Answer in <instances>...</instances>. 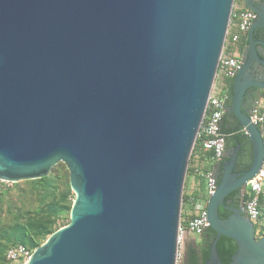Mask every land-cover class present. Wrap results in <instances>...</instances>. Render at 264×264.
<instances>
[{"label":"water","instance_id":"1","mask_svg":"<svg viewBox=\"0 0 264 264\" xmlns=\"http://www.w3.org/2000/svg\"><path fill=\"white\" fill-rule=\"evenodd\" d=\"M234 1L0 0V181L63 162L74 194L68 223L24 264H177L189 159ZM243 2L256 17L224 104L241 134L212 169L215 237L200 264H264V233L226 203L264 158L250 119L264 88V0ZM221 236L236 243L226 263Z\"/></svg>","mask_w":264,"mask_h":264},{"label":"trees","instance_id":"2","mask_svg":"<svg viewBox=\"0 0 264 264\" xmlns=\"http://www.w3.org/2000/svg\"><path fill=\"white\" fill-rule=\"evenodd\" d=\"M246 42L247 32L240 36L237 42L239 49L243 48ZM232 79H225V84L230 87ZM222 131L225 132L223 128ZM199 147V141H196L190 159L195 149ZM208 154L210 155L209 152ZM191 172L192 169L189 165L184 183L182 210L186 208L185 200L189 191H186L185 186ZM194 174L196 179L199 180L200 189L203 192L205 181L202 173ZM5 183L0 181V264H10L6 258V252L10 247L23 244L32 251L63 224V218L68 223L73 200L69 172L63 162L57 163L45 177L24 180V185L16 182L8 187ZM191 193L195 197L199 196L198 191H192ZM258 210L259 215L256 224L259 223L258 234L260 235H256V238L264 233V192L259 195ZM218 214L222 218L225 217L220 210ZM214 237L215 233H212L210 241ZM216 245L223 263L228 262L230 256L236 251L235 241L225 236H221ZM203 254L202 262L208 256V249Z\"/></svg>","mask_w":264,"mask_h":264},{"label":"built area","instance_id":"3","mask_svg":"<svg viewBox=\"0 0 264 264\" xmlns=\"http://www.w3.org/2000/svg\"><path fill=\"white\" fill-rule=\"evenodd\" d=\"M255 17L256 13L254 11L241 8L238 12V21L233 32L229 30V22L216 78L208 97L206 109L196 137V141H199L200 147L210 153V158L213 161H218L222 158L226 144L225 133L221 128L224 117L225 96L216 86V80H225L233 78L236 75L240 67V59L236 49L237 42L240 36L248 31ZM250 119L258 126H261L264 122V105L255 106L250 115ZM202 176L205 181L203 193L195 197L189 191L185 200L186 208L181 212L177 233V264L182 261L185 241L193 235L197 236L202 234L209 226V223L206 221L207 200L214 192L216 180L212 176V171L202 172ZM246 185L248 193L244 204V211L248 218L255 223L259 215V195L264 192V158L257 174L248 180ZM31 252L25 245L17 244L7 250L6 258L10 264H24Z\"/></svg>","mask_w":264,"mask_h":264},{"label":"crops","instance_id":"4","mask_svg":"<svg viewBox=\"0 0 264 264\" xmlns=\"http://www.w3.org/2000/svg\"><path fill=\"white\" fill-rule=\"evenodd\" d=\"M241 8H245L243 0H235L234 1V7H233V14L230 19V32H233L235 30V25L238 21V12ZM243 35V34H242ZM241 35V36H242ZM246 45V43H245ZM244 45V46H245ZM243 46V48H244ZM243 48L239 49V46L237 45L236 49L238 52V55L240 56L242 53ZM216 86L221 90L222 94L225 96H229V86L225 84L224 80L217 79L216 80ZM261 95L257 98L255 106H261L264 105V88L260 89ZM236 122L233 120L232 116H224L221 124V128L225 130V137H226V144L225 149L234 145V139L237 135V130H234ZM263 135V127L264 122L259 126ZM216 161L211 160L210 155L208 154V151L201 149L200 147L195 149V151L192 154V157L190 159V168L192 169V172L188 176V181L186 185V191H198L199 194L203 193L200 189V182L198 179H196L194 173H202L206 171H212L213 166Z\"/></svg>","mask_w":264,"mask_h":264},{"label":"flooded vegetation","instance_id":"5","mask_svg":"<svg viewBox=\"0 0 264 264\" xmlns=\"http://www.w3.org/2000/svg\"><path fill=\"white\" fill-rule=\"evenodd\" d=\"M229 88V97H230V87ZM237 136H240V132H236ZM227 150H225L226 152ZM224 159V157H223ZM244 166L238 164L236 166V169L242 170ZM219 174V169L216 171V175ZM247 185L244 187L238 188L234 191H232L227 197H226V203L227 205L239 207L244 209V204L247 196ZM221 211V214L223 216L229 215V211L225 209L223 206L218 207V211ZM212 233H215L211 228L207 227L202 234L195 236H191L189 239L185 241L184 244V252L182 256V261L180 263L182 264H200L203 260L204 251L208 249V245L210 243V237L212 236ZM193 239L196 240L197 244H194ZM209 250V249H208ZM179 263V264H180Z\"/></svg>","mask_w":264,"mask_h":264},{"label":"rangeland","instance_id":"6","mask_svg":"<svg viewBox=\"0 0 264 264\" xmlns=\"http://www.w3.org/2000/svg\"><path fill=\"white\" fill-rule=\"evenodd\" d=\"M187 181H188V179H187ZM187 181H186V185H187ZM3 182V181H2ZM16 183V182H15ZM18 183H20L21 185H24V180H22V181H18ZM5 185L6 186H8V187H11L12 186V183L11 182H6L5 183ZM186 187V186H185ZM187 188V187H186ZM183 192H184V189H183ZM73 197H74V194H73ZM182 212V211H181ZM65 218H63L62 220H63V224L62 225H65L66 224V221L64 220ZM254 224H256V222L254 223ZM259 224V223H258ZM258 224H256L255 225V233H256V235H260V234H258V231H259V229H260V226L258 225ZM61 225V226H62ZM60 227V226H59ZM194 236V235H193ZM196 237V236H195ZM180 264H182V263H180Z\"/></svg>","mask_w":264,"mask_h":264}]
</instances>
